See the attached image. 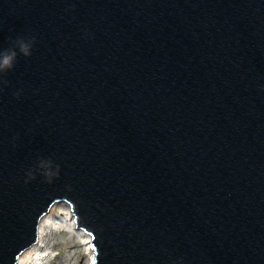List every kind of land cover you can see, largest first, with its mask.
Returning a JSON list of instances; mask_svg holds the SVG:
<instances>
[{"label":"water","instance_id":"1","mask_svg":"<svg viewBox=\"0 0 264 264\" xmlns=\"http://www.w3.org/2000/svg\"><path fill=\"white\" fill-rule=\"evenodd\" d=\"M19 38L0 264L59 202L90 264H264V0H0V51Z\"/></svg>","mask_w":264,"mask_h":264},{"label":"bare ground","instance_id":"2","mask_svg":"<svg viewBox=\"0 0 264 264\" xmlns=\"http://www.w3.org/2000/svg\"><path fill=\"white\" fill-rule=\"evenodd\" d=\"M54 228L70 229L72 238L80 243L91 262L94 252L90 247V236L76 228L70 207L66 203L59 202L54 204L40 220L37 242L19 256L16 264H46L44 262L50 254L48 241L45 240V238L49 239V233H46V230L51 231Z\"/></svg>","mask_w":264,"mask_h":264},{"label":"rangeland","instance_id":"3","mask_svg":"<svg viewBox=\"0 0 264 264\" xmlns=\"http://www.w3.org/2000/svg\"><path fill=\"white\" fill-rule=\"evenodd\" d=\"M70 229L54 228L46 230L49 233L48 241L49 255L46 264H90L88 256L77 240L72 238ZM71 237V238H70ZM48 260V261H47Z\"/></svg>","mask_w":264,"mask_h":264},{"label":"clouds","instance_id":"4","mask_svg":"<svg viewBox=\"0 0 264 264\" xmlns=\"http://www.w3.org/2000/svg\"><path fill=\"white\" fill-rule=\"evenodd\" d=\"M33 43V39L19 38L16 40L14 48L0 51V73H4L5 71L11 70L15 66V61L18 54L23 55L25 57L30 56L32 52ZM42 167H44V165H42ZM45 174L49 178H51L57 173L49 170Z\"/></svg>","mask_w":264,"mask_h":264}]
</instances>
